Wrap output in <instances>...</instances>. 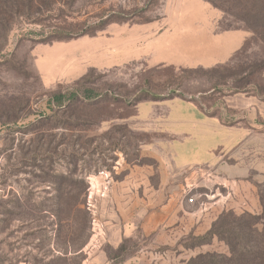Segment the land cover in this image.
Instances as JSON below:
<instances>
[{"label": "rangeland", "instance_id": "1", "mask_svg": "<svg viewBox=\"0 0 264 264\" xmlns=\"http://www.w3.org/2000/svg\"><path fill=\"white\" fill-rule=\"evenodd\" d=\"M261 221L264 0H0V264H264Z\"/></svg>", "mask_w": 264, "mask_h": 264}, {"label": "trees", "instance_id": "2", "mask_svg": "<svg viewBox=\"0 0 264 264\" xmlns=\"http://www.w3.org/2000/svg\"><path fill=\"white\" fill-rule=\"evenodd\" d=\"M83 35H85V34H77V36H73V34H59L55 37L58 40H67V39H72L75 37H81ZM218 69H219V67H212V68H209L207 70L201 69V70H203L202 72L206 73V76L212 82L213 91L218 89V87L220 85H222L224 83L223 81H226V79H232L233 78L231 75H223V74L219 73ZM188 72L189 73H197V72H199V68L189 69ZM170 93H171L170 95L165 96V95H162L160 93L150 91L148 88H143L139 91V96L135 100H133L132 103L138 104V103L146 101V100H150V101H154V102H160V101L170 100V99H173L175 97H182L179 94L178 90H172ZM64 99H65V97L61 94H56L53 97V101L59 105H61L63 103ZM259 223L261 225H263L264 221H261ZM238 238L243 241V239L240 236H238ZM263 246H264V240H263ZM234 255H235L234 257L237 259L238 254H234ZM213 258H215V257H213ZM230 262L233 263L232 261H230Z\"/></svg>", "mask_w": 264, "mask_h": 264}, {"label": "crops", "instance_id": "3", "mask_svg": "<svg viewBox=\"0 0 264 264\" xmlns=\"http://www.w3.org/2000/svg\"><path fill=\"white\" fill-rule=\"evenodd\" d=\"M227 32H241V33H243V38H242V40H240V42H239V44H238V47H237V50L234 52V53H232L231 54V58H232V56L234 55V54H236L238 51H240L242 48H243V46H244V44H245V41H246V34H248L246 31H243V30H232V31H227ZM84 37V36H83ZM88 37V36H87ZM90 37V36H89ZM93 37H96V36H91L90 38H93ZM81 38V37H80ZM246 38V39H245ZM77 39H79V38H77ZM99 54V53H98ZM101 54V53H100ZM97 56V54H95L94 55V53L92 52L91 53V56H87V57H85V61L84 62H81L80 61V58H79V60L77 61V63L79 64L80 62L81 63H85V62H90L89 60L90 59H92L93 61H94V58ZM101 56H103V55H101ZM88 57H90V59L89 60H87L88 59ZM103 57H105V56H103ZM84 58V57H83ZM82 58V59H83ZM81 59V60H82ZM105 59L107 60V57H105ZM230 60V59H229ZM127 60H124L123 62H126ZM129 61V60H128ZM80 65V64H79ZM156 65H158V66H161V64H156ZM156 65H154V66H156ZM217 65V64H216ZM215 66V65H214ZM198 67H203V66H197V67H194V68H198ZM213 67V66H212ZM194 68H190V69H194ZM205 68H209V67H205ZM161 102V101H160Z\"/></svg>", "mask_w": 264, "mask_h": 264}]
</instances>
